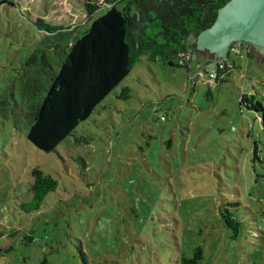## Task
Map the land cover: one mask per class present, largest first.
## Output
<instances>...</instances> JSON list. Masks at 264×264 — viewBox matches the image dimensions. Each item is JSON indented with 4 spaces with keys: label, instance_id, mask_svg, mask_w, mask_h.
I'll return each instance as SVG.
<instances>
[{
    "label": "rangeland",
    "instance_id": "rangeland-1",
    "mask_svg": "<svg viewBox=\"0 0 264 264\" xmlns=\"http://www.w3.org/2000/svg\"><path fill=\"white\" fill-rule=\"evenodd\" d=\"M93 1L0 4V264H182L197 247L199 264H264V132L241 102L264 105V45L233 40L212 84L198 60L143 54L55 150L28 140L15 76L39 43L32 20L78 28L74 38L109 9L86 13ZM34 167L57 187L26 211Z\"/></svg>",
    "mask_w": 264,
    "mask_h": 264
},
{
    "label": "trees",
    "instance_id": "trees-1",
    "mask_svg": "<svg viewBox=\"0 0 264 264\" xmlns=\"http://www.w3.org/2000/svg\"><path fill=\"white\" fill-rule=\"evenodd\" d=\"M228 1L94 0L85 4L86 13L92 14L101 5H108L109 9L74 38L78 28L52 24L34 16L32 23L39 43L15 76L27 104L24 115L28 121V140L41 150H55L90 117L143 54L189 69L188 65L176 62L193 48L189 37H197L209 28L219 8ZM53 57H57L58 70ZM225 71H219L217 81ZM8 98L18 104L13 91ZM254 98V94L243 95L241 102L259 113L264 132V105ZM32 176L33 201L23 204L26 211L37 210L44 196L57 187L55 178L39 167L32 169ZM224 218L237 230L232 216ZM202 258L203 251L197 247L191 257H182L181 262L199 264Z\"/></svg>",
    "mask_w": 264,
    "mask_h": 264
},
{
    "label": "water",
    "instance_id": "water-1",
    "mask_svg": "<svg viewBox=\"0 0 264 264\" xmlns=\"http://www.w3.org/2000/svg\"><path fill=\"white\" fill-rule=\"evenodd\" d=\"M238 39L264 45V0H229L214 23L197 36L194 49L215 51L214 58H223Z\"/></svg>",
    "mask_w": 264,
    "mask_h": 264
},
{
    "label": "built area",
    "instance_id": "built-area-1",
    "mask_svg": "<svg viewBox=\"0 0 264 264\" xmlns=\"http://www.w3.org/2000/svg\"><path fill=\"white\" fill-rule=\"evenodd\" d=\"M197 60L198 63L201 64V73L207 75L209 84H212L214 80L219 77V71H225L226 68H229L226 60L223 58L212 57L209 59L201 60L196 54L195 49L193 48L188 49V51L183 54L180 58H178L176 62L179 65L192 66V62ZM191 79H193V77Z\"/></svg>",
    "mask_w": 264,
    "mask_h": 264
},
{
    "label": "crops",
    "instance_id": "crops-1",
    "mask_svg": "<svg viewBox=\"0 0 264 264\" xmlns=\"http://www.w3.org/2000/svg\"><path fill=\"white\" fill-rule=\"evenodd\" d=\"M194 49V48H193Z\"/></svg>",
    "mask_w": 264,
    "mask_h": 264
}]
</instances>
